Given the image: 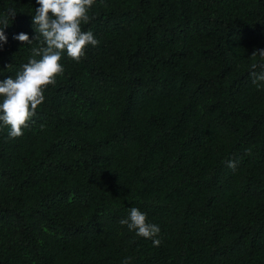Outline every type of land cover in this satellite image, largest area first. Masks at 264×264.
<instances>
[{
	"label": "trees",
	"instance_id": "16d2710c",
	"mask_svg": "<svg viewBox=\"0 0 264 264\" xmlns=\"http://www.w3.org/2000/svg\"><path fill=\"white\" fill-rule=\"evenodd\" d=\"M38 7L0 0L17 12L0 81L44 46L13 38L34 39ZM88 15L98 44L63 53L24 134L0 122V264H264V84L250 75L264 0H95ZM133 207L158 247L120 224Z\"/></svg>",
	"mask_w": 264,
	"mask_h": 264
},
{
	"label": "clouds",
	"instance_id": "9594fccd",
	"mask_svg": "<svg viewBox=\"0 0 264 264\" xmlns=\"http://www.w3.org/2000/svg\"><path fill=\"white\" fill-rule=\"evenodd\" d=\"M40 7L33 15V26L37 35L34 39L25 33H19L13 38L25 45L41 41L43 47L33 48L32 57L23 65V71L16 78L9 77L0 81V122L10 128V138L21 137L23 129L36 114L37 108L45 101L44 92L49 85H55L57 77L64 68L60 63L63 53L72 60L79 62L85 56L88 45L96 46L98 41L91 31L83 32L81 24L90 19L88 12L95 0H37ZM15 8L0 14V41L7 42L4 29L10 25L16 15ZM264 58V49H259L252 56ZM36 57H41L39 60ZM253 69L256 65H252ZM252 83L257 87L264 84V72H251ZM233 171L237 164L234 160L227 162ZM139 237L151 239L154 246H159L160 228L147 222L146 214L133 207L127 218L120 220ZM131 257H126L122 264H131Z\"/></svg>",
	"mask_w": 264,
	"mask_h": 264
}]
</instances>
